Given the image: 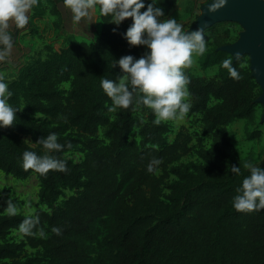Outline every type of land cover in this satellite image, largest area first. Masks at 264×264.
Masks as SVG:
<instances>
[{
  "label": "trees",
  "instance_id": "obj_1",
  "mask_svg": "<svg viewBox=\"0 0 264 264\" xmlns=\"http://www.w3.org/2000/svg\"><path fill=\"white\" fill-rule=\"evenodd\" d=\"M176 2L162 0L158 6L168 11ZM42 8L40 2L33 7V20ZM100 20L102 34L94 42L68 35L59 51L46 46L43 57L27 59L16 79L8 83L13 92L9 102L20 111L13 126L0 127V170L17 178L36 174L52 198L58 184L82 190L51 213L37 210L34 234L20 232L24 243L19 245L8 236L25 218L9 215L7 204L13 200L0 195V264H264V210L244 213L232 206L236 189L249 173L229 140L227 126L254 118L258 87L251 72L238 59L233 66L241 78L230 77L221 62L232 58L214 51L200 63L217 65V75L189 76L191 111L201 114L210 144L200 153L201 163L179 175L166 205L162 185L168 167L188 154L191 137L180 128L165 143L166 125L154 124L151 110L143 106V116L133 105L112 110L111 120L106 117L112 102L100 80H118L123 73L114 60L124 55L138 59V46L129 45L123 36L130 18L119 26L102 14ZM69 78L73 88L64 98L58 86ZM211 100L216 102L209 105ZM37 115L47 120H33ZM102 127L107 129L103 140L98 138ZM134 129L142 147L130 139ZM49 133L65 145L52 154L65 160L68 170H50L45 175L25 170L23 152L45 153L37 141ZM259 135L253 132L249 138ZM78 144L85 151L79 165L64 157ZM154 159L160 162L149 172ZM233 164L241 167L240 175L231 172ZM102 230L107 232L104 239H100ZM24 246L41 249L43 257L22 260Z\"/></svg>",
  "mask_w": 264,
  "mask_h": 264
},
{
  "label": "clouds",
  "instance_id": "obj_2",
  "mask_svg": "<svg viewBox=\"0 0 264 264\" xmlns=\"http://www.w3.org/2000/svg\"><path fill=\"white\" fill-rule=\"evenodd\" d=\"M162 0H64L75 21L91 18L93 10L110 18V23L119 26L123 21L131 19L127 30L123 33L129 45L146 46V53L140 58L124 55L113 64H118L122 76L116 79L102 77L100 86L112 106L128 109L139 105L150 109L155 119L154 124L162 121L182 119L191 109L188 85L190 78L185 69L194 62V55H203L206 42L203 30L198 28L192 32L183 31V25L175 18L160 20L164 10L158 5ZM39 0H0V62L7 61L14 46V37L10 28L14 25L23 29L30 22V10ZM227 0H213L210 11L225 6ZM117 29H113L115 32ZM222 67L227 69L230 77L240 79L241 74L233 66L232 59H224ZM13 92L9 88L4 75L0 74V127L13 126L19 108L9 102ZM37 143L46 150L44 155L25 150L22 154V166L25 170H33L41 175L50 170L67 171V162L58 159L52 153L62 150L65 145L58 141L55 133L41 137ZM160 161L154 159L148 165V171ZM264 157L257 163L246 162L244 168L248 175L244 176L241 185L232 198V206L238 212L251 213L264 210V168L260 165ZM231 172L241 174V167L231 165ZM21 209L9 201L6 212L15 216ZM39 223L38 216H27L19 225V232L34 234L33 228ZM54 232L59 229L53 228ZM43 235V233H41Z\"/></svg>",
  "mask_w": 264,
  "mask_h": 264
},
{
  "label": "rangeland",
  "instance_id": "obj_3",
  "mask_svg": "<svg viewBox=\"0 0 264 264\" xmlns=\"http://www.w3.org/2000/svg\"><path fill=\"white\" fill-rule=\"evenodd\" d=\"M210 0H177L175 5L168 11L164 10V16L160 17V20H166L168 18H175L178 23L183 25V31L189 30L191 26L196 22L197 17L201 14V6ZM69 36L76 41H82L86 43L94 42L102 34V23L100 20V13L98 8L93 10L92 16L86 19V22L81 26L71 28ZM243 31L241 25L235 22H221L210 30L203 31L206 42V51L203 55H194V62L190 68L185 69L188 76L195 77H213L218 73V66H202L200 60L204 58L208 53L219 51V48L224 45H230L236 42L240 33ZM74 37V38H73ZM66 43L60 45L64 47ZM49 46V45H48ZM46 45L40 44L39 52L36 56L43 57L46 54ZM59 48V49H60ZM146 46L138 45V58L146 53ZM37 52V51H36ZM228 56H230L228 54ZM231 57V56H230ZM232 58V57H231ZM240 66L250 71L249 55H243L240 58ZM258 87V96L261 95V89ZM72 79H66L59 84L58 90L62 93L64 98H68L72 92ZM256 98V100H257ZM254 108V118L252 121L244 119H238L231 122L228 126L229 140L233 145L238 157L245 164L251 162L257 163L259 157H264V118H263V106L256 102ZM216 101L211 100L209 105L214 104ZM110 109V108H109ZM105 110V115L110 120L112 111ZM136 111L139 116L145 114L139 105H136ZM145 116V115H144ZM35 121H46L45 116L32 117ZM167 127L164 135V142L170 143L180 128H184L191 137L189 144L190 151L187 155L181 157L176 162L172 163L168 167V175L164 179L162 185V201L164 204L170 203V191L171 187L179 182V175L191 171L195 166L201 163L200 153L209 147L210 137L203 131V125L201 122V114L193 113L190 111L184 115L182 119L162 121ZM107 132L106 128H100L98 138L103 140ZM253 132H259L260 135L257 138H249ZM66 134H73V132H66ZM130 139L136 141L139 147L144 144L139 136L138 129H134L130 134ZM107 144V140L104 141ZM84 148L81 144L72 146L68 151L64 153V157L72 161L74 164H81L84 158ZM42 153L41 155H44ZM264 168V162L260 165ZM81 188H69L65 185L58 184L56 191V197L52 198L42 187L36 174L32 173L26 178H17L11 174L0 170V195L5 194L13 200L20 209V213L17 215L26 218L29 215L34 216L37 210H44L51 213L54 209L58 208L62 201L72 195L79 194ZM107 236V232L102 230L100 239H104ZM9 241L15 244H23L24 239L21 236L19 229L12 230L8 236ZM20 257L24 259L42 258L43 251L39 248L32 249L27 246L22 247L20 251Z\"/></svg>",
  "mask_w": 264,
  "mask_h": 264
},
{
  "label": "water",
  "instance_id": "obj_4",
  "mask_svg": "<svg viewBox=\"0 0 264 264\" xmlns=\"http://www.w3.org/2000/svg\"><path fill=\"white\" fill-rule=\"evenodd\" d=\"M212 2L210 0L201 6V14L186 32L198 28L205 31L221 22L241 25L243 31L238 40L221 46L219 51L229 54L233 63L241 56L249 55L251 76L261 89V95L256 102L263 106L264 118V0H227L225 6L214 12L209 10Z\"/></svg>",
  "mask_w": 264,
  "mask_h": 264
},
{
  "label": "crops",
  "instance_id": "obj_5",
  "mask_svg": "<svg viewBox=\"0 0 264 264\" xmlns=\"http://www.w3.org/2000/svg\"><path fill=\"white\" fill-rule=\"evenodd\" d=\"M42 4V13L32 19L33 8L30 10V22L23 29L13 25L10 31L14 37V46L7 61L0 62V74L4 75L9 83L16 79L21 65L30 57H35L40 49V44L51 46L54 51H59L63 39L71 34L70 27H80L86 22L73 19L70 9L64 0H39ZM37 51V52H36Z\"/></svg>",
  "mask_w": 264,
  "mask_h": 264
}]
</instances>
